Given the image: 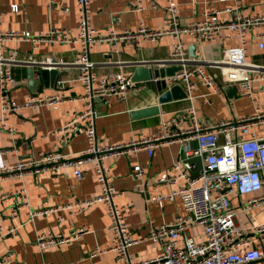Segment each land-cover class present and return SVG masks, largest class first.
Instances as JSON below:
<instances>
[{
  "label": "crops",
  "instance_id": "obj_1",
  "mask_svg": "<svg viewBox=\"0 0 264 264\" xmlns=\"http://www.w3.org/2000/svg\"><path fill=\"white\" fill-rule=\"evenodd\" d=\"M174 1L178 4L179 20L183 24L202 20L207 11H223L228 7L239 8L238 11L243 15H264V0ZM135 4L136 0H91V24L104 34L108 31L117 34L135 31L142 25L151 30L166 28L167 0H143L140 11L135 10ZM12 5L18 6V12L12 10ZM0 15L1 30L15 31L21 36H33L50 27L65 28L72 35H76L80 12L75 0H58L51 8L45 0H0ZM118 16L119 20L116 21ZM230 17L226 13L221 14L222 20H228ZM260 33H264L263 27L254 28L249 33L248 60L264 66V49L259 48L257 39ZM225 35L229 38L217 43L200 42L189 35H185L183 41L187 45L191 59L190 48L195 45L197 57L194 59L215 62L220 60L224 48L239 46V40L229 31H225ZM175 43L173 37L169 35L155 40H144L139 46L126 42L99 43L91 52V60L95 63L94 73L99 78L115 73L132 76L135 63L155 66L154 62L169 56ZM6 46L18 51L23 57L33 54L39 61L63 59L72 63L81 51L80 45L76 42L45 43L35 52L32 51L30 43L12 41L7 42ZM66 67L68 68H60L54 89L43 87V93L60 94L73 100H67L56 108L43 106L11 116L9 121L16 132L10 133L0 129V150H7V153L0 154V168L14 166L19 160L23 163L34 162L55 150L69 157L78 156L87 150L84 122L73 125L67 132L59 133L60 129L73 122L84 111L83 102L74 100L83 94V87L78 80L79 69L76 66ZM30 69L34 70V79L41 81L40 69L27 65L13 67L15 79L23 83L11 90V97L19 102L26 100L32 93L29 88ZM211 71L216 74L218 68ZM254 93L255 100L251 101L242 97L239 92L234 97L228 95L224 89L219 94H213L211 89L197 84L196 96L209 95V103H203L200 98L194 101L198 123L211 125L224 120L251 116L257 109L264 111V82L254 86ZM191 104L190 100L185 99L159 105L157 94L147 87H141L125 101L116 98L96 99L98 142L110 145L126 143L133 139L153 138L162 132L163 119L187 110ZM155 105L160 107L159 115L131 118L133 110ZM186 126L187 124L184 125ZM251 130L258 137L264 136V125L253 127ZM192 146L196 147V143L192 142ZM182 156V144L175 142L158 147L152 156L146 150H139L103 162V167L113 179L118 192L115 202L128 213L127 223L132 236L144 240L130 248V259L134 262L159 256L161 246L159 242L148 240L149 235L155 228L169 224L178 215L184 214L182 202L178 198L165 201L163 206L150 201L153 196H166L175 189V186L158 188L153 186L156 178L168 172ZM136 164L142 166L146 172L142 181V192L137 189V185L141 183L136 181L131 172ZM79 167L83 172L81 181L76 179L71 168L61 170L59 178L44 173L0 181L1 217L7 216L13 207L22 203L24 196L19 193L21 190L27 195L30 210L60 208L57 212L39 215L33 219L28 217L27 208L21 209L22 227L19 233L14 237L7 236L0 240V256L13 254L9 264H120L116 252L110 251L113 233L109 231L111 220L106 206L95 204L85 212L62 209L67 204L77 203L102 192L93 165L86 163ZM148 194L150 199L147 197ZM232 201L237 205L236 198ZM255 217L257 223L264 222V211L258 210ZM240 221L242 224L246 223L244 217H241ZM3 226L8 228L10 223L5 222ZM75 232L77 233L75 239L59 246L43 250L35 245L39 235L68 237ZM192 236L198 241L205 240L200 227L192 229ZM256 264H264V259Z\"/></svg>",
  "mask_w": 264,
  "mask_h": 264
},
{
  "label": "built area",
  "instance_id": "obj_2",
  "mask_svg": "<svg viewBox=\"0 0 264 264\" xmlns=\"http://www.w3.org/2000/svg\"><path fill=\"white\" fill-rule=\"evenodd\" d=\"M45 1L51 8L58 0ZM75 1L80 12L76 35L58 27H50L33 36H21L15 31H3L0 28V129L15 133L16 130L9 121L11 116L43 106L56 108L67 100H73L60 94L47 95L38 89L22 102L13 99L11 90L23 84L15 79L14 66L27 65L36 69L76 66L83 94L74 100L83 102L84 111L73 122L60 129L59 133L67 132L73 125L84 122L87 150L74 157L55 150L34 162L23 163L19 160L14 166L0 168V181L44 173L59 178L61 170L67 168L73 169L76 179L81 181L83 172L79 166L92 164L102 192L77 203L67 204L62 209L85 212L95 204L106 206L111 220L109 231L113 233L110 251L116 252L120 264H256L263 260L264 222L257 223L254 216L258 210L264 211V136H256L251 129L264 125V111L257 109L251 116L201 125L197 121V111L193 104L198 98L203 103H209V95H195L197 84L211 89L213 94L221 93L225 86L235 85L242 97L255 100L254 86L264 82V66L248 60V36L252 29L264 28V15H243L238 11L239 8L228 7L223 11H207L202 20L183 24L179 20L178 4L174 0H167L165 29L151 30L142 25L135 31H125L122 34L108 31L104 34L91 24V0ZM142 2L143 0H136L135 10H142ZM11 8L18 12L17 5H12ZM223 13L231 16L230 19L222 20ZM118 20L119 16L116 18ZM225 31L239 40L238 47L224 48L220 60L215 62H201L189 57L187 45L183 41L185 35L200 42L217 43L229 38ZM166 35L173 37L175 46L166 59L153 64L175 65L182 69L172 76L158 80H163L167 89L181 86L192 103L191 107L163 119L162 132L153 138L133 139L121 144H100L96 132V99L116 98L125 101L141 87L131 81V76L123 73L99 78L94 73L95 63L91 60L94 46L105 42H126L139 46L144 40H155ZM257 39L259 48L264 49V33L258 34ZM12 41L32 44L33 52L45 43L76 42L81 51L72 63L63 59L39 61L33 54L23 57L18 51L9 49L6 44ZM213 68H218L216 74L211 71ZM175 142L182 144L183 156L168 172L158 176L153 186H175V189L166 196L156 195L149 199L163 206L165 201L178 198L182 202L184 214L178 215L169 224L155 228L149 235L148 240L159 242L161 246L159 256L134 262L130 259V248L144 240L132 236L127 223L128 213L115 202L118 192L113 179L105 171L103 162L139 150H146L152 156L158 147ZM192 142L196 143V147L192 146ZM2 153H7V150H0V154ZM196 157L201 159L202 168L194 177L192 172L198 166L196 163H188V160ZM131 172L136 181L141 183L137 185V189L142 192L145 169L136 164ZM19 193L24 196L22 203L13 207L7 216H0V240L19 233L22 227V208L29 210L27 215L30 219L60 210L59 207L30 210L25 191L21 190ZM234 198L237 199V205L233 204ZM241 217L246 219L245 224L241 223ZM5 222H9L10 227L5 228ZM194 227L202 228L204 241H198L192 236ZM76 236V232L68 237L39 235L35 245L45 250L70 242ZM12 258V253L0 256V264H9Z\"/></svg>",
  "mask_w": 264,
  "mask_h": 264
},
{
  "label": "water",
  "instance_id": "obj_3",
  "mask_svg": "<svg viewBox=\"0 0 264 264\" xmlns=\"http://www.w3.org/2000/svg\"><path fill=\"white\" fill-rule=\"evenodd\" d=\"M190 55L192 58H196V46H192L190 48ZM135 70L131 76V81L137 83L140 87H147L155 92L158 96V103L166 104L172 101H180L187 99V94L184 89L179 86H173L170 89H167L166 83L162 80L166 76H172L177 71H180L182 68L180 66H159L155 65L150 67L144 63H135ZM40 77L41 81L34 79V70L30 69L29 71V88L32 92L38 91L42 92L44 88L54 89L55 84L57 82V78L60 75V67H43L40 69ZM42 82V85H41ZM224 91L234 97L237 92H239V88L237 86H225ZM159 105L148 106L145 108L133 110L131 112L132 119H140L144 117H150L154 115L160 114ZM188 163H196L198 164L197 170L193 173L194 177L201 172L202 161L200 158H192L188 160ZM149 198V194L147 195Z\"/></svg>",
  "mask_w": 264,
  "mask_h": 264
}]
</instances>
